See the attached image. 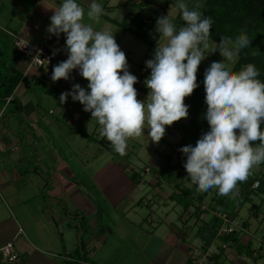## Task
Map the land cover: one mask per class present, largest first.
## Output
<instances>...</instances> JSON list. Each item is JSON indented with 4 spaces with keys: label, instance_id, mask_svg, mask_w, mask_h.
I'll return each mask as SVG.
<instances>
[{
    "label": "crops",
    "instance_id": "obj_1",
    "mask_svg": "<svg viewBox=\"0 0 264 264\" xmlns=\"http://www.w3.org/2000/svg\"><path fill=\"white\" fill-rule=\"evenodd\" d=\"M139 1L141 0H96L103 6L104 14L101 15L99 23L91 22L93 27L96 30L114 32L115 40L124 53L131 52L126 43L131 40L129 36L133 38L134 34L130 30L122 29L116 22L135 12ZM59 2L60 0H0V49L8 54L10 62L22 72L21 80L13 92V96L21 103V111L8 113L7 110L11 107L9 102L0 109V247L13 240L21 256L18 264H107L110 258L104 247L108 240L118 238L114 225L120 219L111 218L109 213L103 209L99 210L98 205L94 204L96 200L94 195L84 188L83 180L72 167L69 168L67 164H54L52 154H49L50 160L47 163L45 152L48 147H45V141L41 139L40 134L43 133V129L40 123L47 131L51 127L55 128V123L53 118H48L46 115V113L51 114V109L47 111L42 106L45 99L33 98L36 93L34 92L33 96L31 93L36 89L37 84L45 87L44 78L12 48L13 41L18 38L36 44L52 42L62 46L63 51L66 52L64 34L61 33L57 37L47 32L53 10L44 6L54 8ZM77 2L87 11L91 0H77ZM147 17L150 16H144ZM84 22H90L86 15ZM60 61L63 59H54L52 68ZM136 73L138 72L135 71ZM139 82L138 79L134 84L137 90L142 89ZM76 83L87 89L88 81L79 75L78 70H73L69 80L61 79L51 84L52 90L56 92L49 94L46 100L61 108L60 114L66 115L68 125L77 127L82 122L91 120L90 112L85 115L86 112L79 108L83 105L79 101H73L71 96L63 104L59 100L60 94L71 91L72 85ZM42 92L47 94L46 91ZM28 121L34 123L32 129L28 127V123L24 125ZM58 121L59 118L56 117L55 122ZM95 122V129L91 133L94 135L98 131V138L100 128L98 122ZM179 138L180 133L177 141ZM86 143L87 148L91 147L92 158L96 157L97 152L105 150L102 146V148L96 147L97 142L92 138ZM174 147L167 153L171 155L169 165L176 169L177 165L179 168L183 164V160L178 158ZM163 160L164 158L155 167H149L148 171L145 168L144 175L134 170L126 174L132 182L133 190H137L136 188L141 185L155 186L149 189L152 197L148 193L137 196L140 193L136 195V192L128 196L122 210V220L139 226L148 223L152 233L138 257H126L122 263L114 262V264H197L190 259V250L193 247L200 248L208 256L214 253L218 264L223 258L224 261L227 260L225 250L230 247V243L222 249L221 240L216 234L206 245L209 238L206 239L208 235L206 230H209L208 227L212 223L215 205L211 203L208 206L202 201L200 209L203 211L197 219L193 214L191 215L192 207L179 215H170V211L174 210V205L171 206V203L175 201L169 196L174 188L172 183L165 182L161 178L160 168ZM258 171L259 168L254 173ZM133 172L138 174L135 180L131 178ZM115 174L118 175L119 172ZM145 175L150 177V180H147ZM162 180L164 183H161ZM189 184L185 185L191 187L192 183L191 186ZM217 196L214 194V197ZM120 197L124 198V196ZM156 197L159 199L155 200ZM82 201L86 203L82 205ZM149 204L151 211L147 217H138L136 206H149ZM153 204L161 211L160 215L152 210ZM89 207L84 215L82 210L86 211ZM208 214L211 215L209 220L206 219ZM174 217L175 222L170 221ZM138 219L140 221H137ZM165 220L169 221L168 230L164 229ZM77 221L79 227L75 225ZM84 224L87 225L85 228ZM191 225L195 228V238L200 240L196 245L187 242ZM20 228L22 231L19 233ZM79 228L81 232L77 235ZM249 228L250 223L241 233L246 234ZM242 236L241 239L245 240L243 242L249 245L253 253L252 255L241 253L237 257L229 258L231 264H243V262L246 264L244 255L253 259L264 257V237L258 240V246L251 248V238L243 234ZM150 244L151 247L147 249Z\"/></svg>",
    "mask_w": 264,
    "mask_h": 264
},
{
    "label": "clouds",
    "instance_id": "obj_2",
    "mask_svg": "<svg viewBox=\"0 0 264 264\" xmlns=\"http://www.w3.org/2000/svg\"><path fill=\"white\" fill-rule=\"evenodd\" d=\"M44 7L53 10L47 32L64 34L67 52V59L53 66L51 80H69L78 70L88 81L87 89L76 83L71 91L62 92L60 103L69 96L79 101L98 122L99 136L120 156L126 155L127 141L145 135V129L149 141L158 144L166 126L188 117L189 105L184 101L199 86V65L218 52L223 59L212 61L204 71V119L209 129L195 146L179 149L186 157L183 167L197 191L216 189L221 196H234L238 183L246 182L252 169L264 163V82L254 64L231 70L241 50L250 46L247 34L241 32L235 39L222 36L210 47L211 17L177 0L175 7L184 23L177 27L175 17L168 14L157 18L158 41L164 43L157 41L153 57L145 61L151 71L144 80L147 96L141 100L134 87L138 78L128 70L114 32L96 30L91 23H99L104 14L100 3L91 0L87 11L77 0ZM85 15L89 23L84 22Z\"/></svg>",
    "mask_w": 264,
    "mask_h": 264
},
{
    "label": "rangeland",
    "instance_id": "obj_3",
    "mask_svg": "<svg viewBox=\"0 0 264 264\" xmlns=\"http://www.w3.org/2000/svg\"><path fill=\"white\" fill-rule=\"evenodd\" d=\"M204 1L205 0H184V2L188 5L190 9L195 8L196 10H199V8L203 5ZM176 3L177 0H151L148 7H142V16L143 18L144 16L158 18L162 15L168 14L170 17H175L178 13L175 7ZM130 19L126 20L130 22ZM131 27L132 29H136L135 27L137 26L135 24H132ZM141 28V31L146 30L145 25H143ZM155 29L156 23L154 24L153 28L149 31L147 40L139 39L135 35L132 38L129 34V39L131 40L126 43L129 49L131 50L130 53L125 52L129 65V71L139 79V84L142 86V89L137 90L138 99L141 100H143L148 93V89L144 84V80L150 75V71H146L140 66V64H145V61L149 59L152 51L157 46L159 33L156 32ZM163 43V40L158 41V44ZM214 46L215 42L210 39V47ZM60 47L61 49H63L62 46ZM12 48L14 49V44H12ZM4 55L6 54L4 53ZM6 56L9 63H11L8 54ZM16 56H18L17 53ZM222 59L223 58L220 55L218 58H214L213 53H210L206 57V59L201 62L199 66L205 70L210 66L212 61H220ZM233 65L234 64H231V68L233 67ZM135 71L138 73L135 74ZM43 82L45 86L44 88L37 84L36 89L31 93H33L32 96L36 93L35 97L33 96V98H39L40 100L45 99V101L42 103V106L45 107L47 111L51 109V114L46 113V115L48 118H53V122L55 123V128L51 127L48 131L44 130L46 128L40 123V127H42L43 129V133L40 134L41 139L45 141V147H48L47 151L44 150L46 151L45 153L47 163L50 160L49 154H52V161L54 164H67L69 165V168L72 167L73 170L79 175V178L84 181H82V183H84L85 185L84 188H87L94 195V198L96 199L94 200V204L98 205L99 210L103 209L106 213H109L112 216L111 218L120 219L117 220L118 223H115L114 225V230L118 238L116 239V237H114L115 239L113 238L111 240H108L106 246L104 247L108 251L107 255L110 258L107 264H114V262L122 263L126 259V257H138L140 254V250L150 240L149 235L150 233H152V231L148 223H144L143 225L139 226L138 224L133 225L127 221L122 220V210L124 209V205L127 203L128 196L134 195L135 192L136 195L140 193L137 196H141L144 193H148V195L152 197L151 192H149V189L153 188L155 185H141L140 187L136 188L137 190H133L132 182L129 181L126 174L134 170L142 172V174L144 175V169L146 167L152 168L158 165L159 161L164 158V154H166L168 150L174 147V145L176 144V141L179 137V132L177 130H173L170 133L165 134L158 144H154L149 141V137L146 135L147 129H145V135L136 138H130L127 141L126 155L120 156L118 153H111L105 149L100 153L97 152L96 157L92 158V153L90 152L91 147L87 148L86 142L88 139H91V135H93L91 132L93 129H95L96 120L94 118H91V120H86L77 127L72 124L68 125L69 122L66 121V115L60 114L61 108H57L55 104L51 103L50 100H46L49 94H54L56 92L52 90L51 86V84H53L54 82L51 79H44ZM42 91H46L47 94ZM79 108H81V110L83 109V107ZM87 113L88 112H86L85 115ZM89 114L91 116V113ZM56 117L59 118V121L57 123L55 122ZM186 120L187 118L183 119V121ZM27 123L28 127L32 129V125L34 123L28 121L24 125H26ZM262 127H264V125H262ZM97 133L98 131L93 135V137L97 138ZM98 138L101 137L98 136ZM95 146L99 148L101 147L97 143H95ZM27 151L28 149L26 148V154ZM177 167L176 169L179 170L180 166L179 168ZM258 168V166H255L252 169L251 175L255 174L254 171H256V169ZM117 172H119L118 175L115 174ZM145 178L147 180H150V177H148L147 175H145ZM182 180L184 184H189L190 182L189 185L191 186L190 179L188 180V178L184 177V179ZM161 183H164V180H162ZM237 188L239 191V186H237ZM242 191L244 190L242 189ZM214 194L219 196L216 189H211L206 192L203 197L205 205L209 206L211 203L212 205H214L213 199L211 198V196H214ZM120 196H124V198ZM158 199L159 198L156 197L155 200ZM83 203L86 202L82 201V205ZM144 203L146 204V201H144ZM252 203L259 204L258 217L251 215L249 207ZM172 205H174V210L170 211V215H179L182 212L181 205L177 204L176 202L171 203V206ZM162 206L163 205H161V207ZM89 209L90 207L86 211L82 210L85 213L84 215H86ZM152 210L158 215L161 214V211L157 210L156 205L154 204ZM150 211V204L149 206H136V212L138 217L140 218L147 217V214ZM236 217L240 221L248 220L250 223V228L248 232H246V234L241 233V235L239 236L240 242L242 244H245L243 242L245 240L241 239V236L243 234L245 235V237L251 238V248L258 246V240L264 237V200L262 198V195L252 193L249 199L246 200V202L239 208V212ZM210 218L211 215L209 216L208 214L206 219L209 220ZM137 221H140V219H138ZM170 221L175 222V217L174 219L171 218ZM168 222V220H165L164 222L165 230L169 229ZM75 225L79 227V221H77ZM85 226L87 225L84 224V228ZM195 227L197 228L198 226ZM80 232L81 231L79 228L77 235ZM194 232L195 228L191 225L190 236L187 242L192 245H196L199 243L198 241H200L199 238H195ZM150 247L151 244L147 247V249H149ZM225 255L227 257V260L224 261L223 258L221 263L231 264L229 258L237 257L235 248L228 247L225 250ZM244 257L246 260V264H264V257H258L257 259H253L246 255H244ZM130 262L132 263V261ZM218 262L220 263L219 260Z\"/></svg>",
    "mask_w": 264,
    "mask_h": 264
},
{
    "label": "trees",
    "instance_id": "obj_4",
    "mask_svg": "<svg viewBox=\"0 0 264 264\" xmlns=\"http://www.w3.org/2000/svg\"><path fill=\"white\" fill-rule=\"evenodd\" d=\"M149 4L150 0L139 1L137 3L138 9L135 12L130 15L128 14L123 20L116 23L122 29L132 31L139 39L147 40L148 33L157 20V18L153 17L143 18L142 7L148 6ZM198 11L202 12L205 17H211L212 27L210 39L215 42V46L218 44L219 39L222 36H228L235 39V37L241 32L248 35L251 39L250 46L241 50L239 57L235 61L231 70L238 72L242 66L249 63L254 64L260 73L258 79L264 82V0H205ZM128 18H131L130 22L126 20ZM174 23L177 26L183 25L184 23L180 19L178 13L175 16ZM132 24L137 26L135 27L136 29H131ZM143 25L146 26L145 31H141ZM155 48L149 59L153 57ZM3 55L4 52L0 49V109L9 102L11 107L7 110L8 113H17L21 111V103L18 98L13 96V92L21 80L22 72L12 63H9L6 55ZM213 57L218 58L219 53H213ZM140 66L146 71H151L146 68L145 64H140ZM204 71L205 70L199 66L197 72V83L199 86L194 90L191 96L185 98V104L189 105L187 120L183 121L182 118L181 120L174 122L172 126H166V134L173 130H177L180 133V138L175 144L174 151H176L178 158L183 160V164L186 161V157L179 151V149L188 144L195 146L200 135L209 129V125L206 119H204V113L207 109V105L204 101ZM91 138L107 151L116 153L106 138H93L92 136ZM170 156L169 153L164 154L163 165L160 168L161 178L173 184L174 189L169 198L181 205L182 212H186L192 207L193 210L191 211V215L193 214L197 219L203 211V209H200V204L203 201L206 192L197 191L196 185L194 184L191 187L185 185L182 179L186 177L189 180L190 178L187 176L183 164L180 165L179 170L172 168L169 165ZM258 166V172L250 175L246 182H239V185H237L239 186L238 194L234 196L231 194L229 196H213L212 199L215 205V213L226 212L229 217H236L239 208L249 199L252 193L261 194L264 200V163H261ZM135 176H138V174L133 172L131 178L135 180ZM255 181H258V185L252 187ZM158 183H160V181ZM242 189L244 191H242ZM249 209L251 215L258 217L259 204L252 203ZM215 213L212 217V223L208 227L209 230H206L208 232L206 239L209 237L206 241V245L209 244L211 239L217 234L221 224V220ZM241 222L242 229L229 235H219V239L222 242L230 243V247L235 248L237 255L245 252L252 255L253 250L249 248V245H247V243L242 244L239 239L241 231L247 227L249 221L243 220ZM221 248L224 249L223 247ZM82 253H84V251H82ZM215 257L216 255L212 253L210 258L214 262H217Z\"/></svg>",
    "mask_w": 264,
    "mask_h": 264
},
{
    "label": "built area",
    "instance_id": "obj_5",
    "mask_svg": "<svg viewBox=\"0 0 264 264\" xmlns=\"http://www.w3.org/2000/svg\"><path fill=\"white\" fill-rule=\"evenodd\" d=\"M14 49L23 56L28 65L35 68L44 79H50L52 72V61L56 58L63 60L67 59V52H64L60 46L52 42H44L36 44L22 39L13 41ZM55 53V54H53ZM49 61L47 63V61ZM150 168L146 167L148 171ZM258 181H255L252 187H256ZM216 216L221 220L217 235H229L233 232L242 229V222L237 217L231 218L226 212H216ZM22 229H19V233ZM228 243L222 242L220 246L225 248ZM0 262L1 264H18L21 260L20 253L17 251L13 240H10L0 247ZM211 255L208 256L200 248L193 247L190 250V259L197 264H218L211 260Z\"/></svg>",
    "mask_w": 264,
    "mask_h": 264
}]
</instances>
